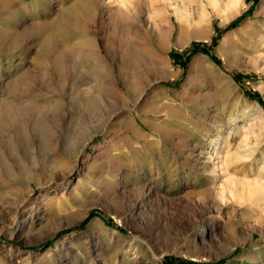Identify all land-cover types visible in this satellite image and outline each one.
<instances>
[{"label": "rangeland", "instance_id": "374dc122", "mask_svg": "<svg viewBox=\"0 0 264 264\" xmlns=\"http://www.w3.org/2000/svg\"><path fill=\"white\" fill-rule=\"evenodd\" d=\"M62 1L0 11V40L80 0ZM93 5L87 32L61 28L75 48L89 37L96 55L77 51L65 93L35 67V38L0 55V82L30 73L26 104L45 111L36 129L10 135L20 170L0 189V264H264V0ZM63 194L91 200L88 215L66 221L60 210L48 234L47 202Z\"/></svg>", "mask_w": 264, "mask_h": 264}, {"label": "bare ground", "instance_id": "6f19581e", "mask_svg": "<svg viewBox=\"0 0 264 264\" xmlns=\"http://www.w3.org/2000/svg\"><path fill=\"white\" fill-rule=\"evenodd\" d=\"M69 2H71V0H63L60 5L65 6V4ZM22 3H23V0H0V11L1 12H12L13 10H16V7ZM94 3H95V0L94 1L80 0L76 4L70 5L65 11L60 13L57 16V18L51 23H42L40 25L31 24L30 26L25 27V29L22 31L19 30L18 27L16 28L14 26L15 29L13 33L5 32L4 35L6 36V40L5 41L0 40V55L7 54L8 52H11L15 49L18 50L19 48L26 49V47L29 45V40L32 38H35L36 48H37L36 50L37 52L35 54L36 57H35V60L33 61L35 67L39 69L40 73H42L41 75H43L44 77H48V78L49 76H52L54 78L57 77L58 78L57 85L56 87H53V88H55L56 93H61V94L65 93L66 89H65L64 83L70 77L71 72L75 66L77 51L78 52L83 51L87 53L89 52L90 53L89 58H93V59H96V55L93 52L94 50L93 43H92V40L89 39V37L84 38L79 43L80 49L77 47L75 48L65 43L68 37L66 36V33H63L64 31H62L61 28L64 27L66 28V31L69 30L73 33L74 32H82V33L87 32V22L88 20L91 21L93 19V13H94L93 4ZM22 11H20V13ZM59 30L62 32L60 33ZM114 38L112 36V37L107 38L105 41L106 50L108 54L110 55L112 52L111 50L113 48L112 45L115 40ZM134 57H135L134 54H129V57L126 60V64L128 65V67H133ZM137 64H139V62ZM1 72H2V68L0 66V73ZM32 78L33 76L29 73L25 77H23L22 80H20L19 82L15 84L8 85V84H5L4 82H0V96L2 95L3 98L6 97L8 100L10 99V102L8 101L9 103H5L3 102V100L0 103V189L2 190H4L7 187L8 181H6L5 178L10 177V173L12 172V170L13 169L17 171L20 170V166L19 165L13 166V162L11 161L13 152H14L13 144H12L13 140L10 136L11 133L13 134L15 133V135H17L28 129H31V131L33 129H36L39 126L43 118V114L45 112L41 108L37 107L36 104H26V102H28L29 100L36 99L35 90H31L29 88V85H30L29 82L31 81ZM129 83H130L129 86L133 90L138 91L140 90L143 84V79H139L137 82L130 81ZM41 88L43 91L48 92L49 89H51L50 83L46 84L45 82L41 86ZM83 98H84V102L86 103L85 105L88 108L94 105L96 102L94 98H92L91 96L87 94L84 95ZM77 161H79V158L77 159ZM61 166L63 165L61 164L54 165L53 168L49 170V172L45 176L48 177L50 180H53L55 176H57V172L59 171V168ZM83 189L84 188H83L82 179H80L76 186V190H83ZM4 196H5V193H1V197L4 198ZM86 198H89V197H86ZM90 202L91 200L88 202H83L82 199L78 197L77 194L72 196L70 200L68 201L65 199L64 194L48 201L47 202L48 205L49 204L52 205L50 207V210H48V212L53 213L52 216L54 218V220H50L51 225H50V228L47 229L48 234L49 233L52 234L53 232L57 231L60 228L59 226L61 222H59V220L56 219L57 215L60 214V210L65 212L66 217L63 220H66V221L72 220V222H74L77 219L83 220L88 215L87 214V210L89 208L88 203ZM54 203L58 204L57 208L56 206H53ZM22 205H23L22 207L24 208L26 206L25 202L24 203L22 202ZM78 208L79 210L76 211L75 209H78ZM42 219H46V218L44 217ZM42 228H43L42 224H40L39 226H36L35 222L33 221L31 223L29 231L34 232V233L40 232V234H43V233L45 234V232L43 231H46V230L45 229L43 230ZM262 234L264 235V233ZM253 235L254 234H252V236ZM234 244L235 243L231 242L229 245L232 248V245L233 247L236 246V244L235 245Z\"/></svg>", "mask_w": 264, "mask_h": 264}]
</instances>
